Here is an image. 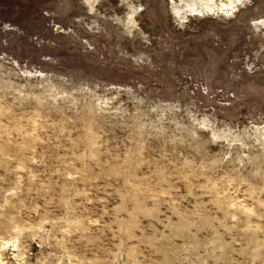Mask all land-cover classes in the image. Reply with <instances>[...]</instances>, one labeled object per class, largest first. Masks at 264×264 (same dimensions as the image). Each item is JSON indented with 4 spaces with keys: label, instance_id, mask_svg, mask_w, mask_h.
<instances>
[{
    "label": "rangeland",
    "instance_id": "374dc122",
    "mask_svg": "<svg viewBox=\"0 0 264 264\" xmlns=\"http://www.w3.org/2000/svg\"><path fill=\"white\" fill-rule=\"evenodd\" d=\"M0 264H264V0H0Z\"/></svg>",
    "mask_w": 264,
    "mask_h": 264
}]
</instances>
